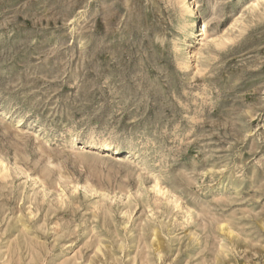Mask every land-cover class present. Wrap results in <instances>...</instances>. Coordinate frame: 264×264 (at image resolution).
<instances>
[{"label":"rangeland","instance_id":"374dc122","mask_svg":"<svg viewBox=\"0 0 264 264\" xmlns=\"http://www.w3.org/2000/svg\"><path fill=\"white\" fill-rule=\"evenodd\" d=\"M182 1L0 0V264H264V0Z\"/></svg>","mask_w":264,"mask_h":264},{"label":"bare ground","instance_id":"6f19581e","mask_svg":"<svg viewBox=\"0 0 264 264\" xmlns=\"http://www.w3.org/2000/svg\"><path fill=\"white\" fill-rule=\"evenodd\" d=\"M183 1L184 2H187V0H183ZM197 18L198 17L196 15H193V13H192V19H191V21L189 23V27H190L191 32H193L194 30H196V28H198V20H197ZM182 42H183V39L182 38H179L171 46V51L173 53H175L176 55H178V56H181L182 55V52L184 51V44ZM101 146H102V148L104 147V150H106V151H109L111 149H117L118 148V146H115L112 143H105L103 145H102V143H97V145L95 147H101Z\"/></svg>","mask_w":264,"mask_h":264}]
</instances>
